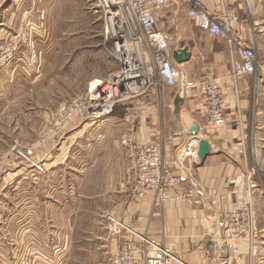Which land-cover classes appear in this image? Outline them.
<instances>
[{
	"label": "rangeland",
	"instance_id": "obj_1",
	"mask_svg": "<svg viewBox=\"0 0 264 264\" xmlns=\"http://www.w3.org/2000/svg\"><path fill=\"white\" fill-rule=\"evenodd\" d=\"M97 4L98 0H0V179L15 175L0 191V264H109L108 224L109 237L116 235L111 217L104 219L103 211H111L122 198L105 194L116 186L118 171L117 162L108 156L114 152L112 137L102 139L97 130L109 118L90 124L68 120L62 129L53 126L56 119L71 117L75 97L118 70L105 52ZM239 7L248 18L264 21V0L238 3L236 14ZM162 24L174 49L196 43L199 50L225 49L224 42L199 39L203 34L183 8L165 9ZM183 65L189 72L190 66ZM119 107L110 116L113 127H129L131 121L119 114ZM57 156L64 159L61 166L52 164ZM34 165H43L44 172ZM54 176L62 177V201L69 196L67 187L79 195L61 212L54 207L59 200ZM129 194L123 201L141 203ZM69 207L76 209L71 223Z\"/></svg>",
	"mask_w": 264,
	"mask_h": 264
},
{
	"label": "crops",
	"instance_id": "obj_2",
	"mask_svg": "<svg viewBox=\"0 0 264 264\" xmlns=\"http://www.w3.org/2000/svg\"><path fill=\"white\" fill-rule=\"evenodd\" d=\"M247 6L251 15L250 2ZM179 7L184 9L183 6ZM208 7L217 12L215 2L210 1ZM241 8L237 9L239 25L236 30L247 45L253 46L258 60L264 64V21L248 18L245 8ZM193 25L203 34L199 39L225 44V49L221 51L199 50L197 43L177 49L181 51L186 48L191 54L189 61L185 63L190 66L188 75L191 80L198 81L201 78L203 67L209 65L212 68L213 76L227 97L225 125L214 129L206 122L195 92H189L182 98L173 88H165L166 93L151 90L120 105L117 110L126 117L127 122L131 121L128 123L129 127L126 123V127H113V118L110 117L103 122L102 127H97L102 139L112 137L109 143L114 152L112 156H108L113 162H117L118 168L114 177L117 184L105 194L122 197L117 204L111 206V211H103L106 212L104 219H117L135 232L167 247L181 264H235L229 252L233 242L228 241L227 248H219L217 245L208 248V244L213 242L207 236L221 231L224 213L232 205L242 203L250 196L258 232L252 264H264V81H255L252 76H246L238 80L234 91L227 78L230 60L225 41L222 38H209L198 29L196 23ZM159 27L170 39L168 28L165 29L163 24ZM191 68H196V73L191 72ZM193 134L209 143L210 153L203 161L197 159L192 162L185 173V181L180 182V187L193 186L196 190L191 202L155 207L151 198L140 204L123 201V198L130 195V187L134 181L135 167L129 148L131 144L150 142L161 137L166 144V154L173 155ZM124 139L126 141L122 144ZM60 157L53 159V166L63 164L64 159L60 161ZM247 176H250L249 182L246 180ZM14 178L13 174L1 177L0 191L7 189ZM61 180V176H54V193L59 196L54 207L59 212L63 206L74 203V195L79 196L70 186L66 188L69 196L62 201ZM69 209L71 214L68 220L71 223L76 209ZM107 230L105 247L110 257L115 251L117 236L111 237L110 234L109 237L110 224ZM69 231L70 244L73 232ZM227 252L230 256L228 260Z\"/></svg>",
	"mask_w": 264,
	"mask_h": 264
},
{
	"label": "built area",
	"instance_id": "obj_3",
	"mask_svg": "<svg viewBox=\"0 0 264 264\" xmlns=\"http://www.w3.org/2000/svg\"><path fill=\"white\" fill-rule=\"evenodd\" d=\"M210 1L216 3L217 12L208 7ZM245 2L98 0L105 52L114 60L118 70L103 82L90 86L92 90L87 94L75 97L71 101V117L56 119L53 126L59 129L67 127L68 120L89 124L101 121L109 118L116 106L139 98L151 89L162 93L165 88H173L182 98L189 92H195L206 122L214 129L222 128L227 97L213 76L212 68L209 65L203 67L201 78L191 80L184 65L174 62L173 51H180L172 48L171 41L159 27V19L168 7L183 6L187 18L196 23L201 32L209 38H222L230 60L227 78L235 91L238 80L243 77L252 76L255 81H264V64L258 60L253 46L247 45L236 30L239 25L236 7L238 3ZM199 140L197 135L190 136L173 155L166 154V144L161 137L131 144L129 148L135 167V178L130 187L133 199L138 202L151 198L155 207L191 202L196 190L193 186L180 187V182L185 181L188 166L198 159ZM125 141L122 140V144ZM34 168L39 173L44 172L43 165H34ZM246 180L249 182L250 176ZM109 221L117 236L109 264H181L167 247L114 218H109ZM207 237L219 248H227L226 243L232 241L229 252L235 264H252L258 232L251 197L232 205L222 217L221 231ZM226 254L228 260L230 256L228 252Z\"/></svg>",
	"mask_w": 264,
	"mask_h": 264
},
{
	"label": "water",
	"instance_id": "obj_4",
	"mask_svg": "<svg viewBox=\"0 0 264 264\" xmlns=\"http://www.w3.org/2000/svg\"><path fill=\"white\" fill-rule=\"evenodd\" d=\"M168 40H171L167 37ZM191 54L188 52V50L185 48L181 50L180 52L173 51L172 58L174 62L178 65H183L187 63L190 59ZM196 133V132H195ZM196 135V134H193ZM209 143L205 139H200L198 144V159L203 161L206 157L209 156ZM214 243H209L208 248H214ZM222 264H227V262H224Z\"/></svg>",
	"mask_w": 264,
	"mask_h": 264
}]
</instances>
